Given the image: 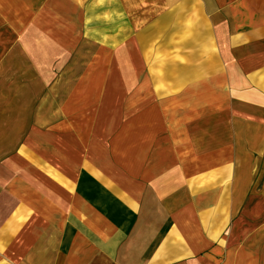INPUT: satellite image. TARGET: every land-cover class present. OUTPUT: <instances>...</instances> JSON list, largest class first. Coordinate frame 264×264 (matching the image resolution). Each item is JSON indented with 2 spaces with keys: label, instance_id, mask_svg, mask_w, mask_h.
Wrapping results in <instances>:
<instances>
[{
  "label": "rangeland",
  "instance_id": "374dc122",
  "mask_svg": "<svg viewBox=\"0 0 264 264\" xmlns=\"http://www.w3.org/2000/svg\"><path fill=\"white\" fill-rule=\"evenodd\" d=\"M4 63L13 105L27 104L12 113L22 126L13 125L11 203L27 218L29 248L39 218L17 183L25 167L35 186L37 145L71 142L80 154L83 137V167L96 165L100 143L113 168H131L135 149L157 168L178 163L164 151L203 168L216 154L231 184L248 183L244 199L264 194V0H0ZM123 135L136 143H118ZM114 146L123 159H112ZM75 230L70 246H89Z\"/></svg>",
  "mask_w": 264,
  "mask_h": 264
},
{
  "label": "crops",
  "instance_id": "0c3cea01",
  "mask_svg": "<svg viewBox=\"0 0 264 264\" xmlns=\"http://www.w3.org/2000/svg\"><path fill=\"white\" fill-rule=\"evenodd\" d=\"M23 110L26 101L12 103L11 72L4 63L0 66V264H264V194L244 199L248 183L231 184V166L212 162L220 156L215 154L205 168L188 167L180 151H164L160 154H169L178 163L157 168L151 167L149 152L132 149L131 168H113L104 157L105 144L100 143L96 165L83 167L84 148L79 144L83 137L75 139L80 154L71 152V142H53L54 149L46 153L43 145H37L35 186L25 178L26 168H20L17 191L21 199L34 203L39 218L35 247L29 248L27 218L12 216L11 203L13 125L18 126L12 113ZM56 133L62 138L70 135ZM131 141L136 143L124 136L118 143ZM55 150L69 155V166L57 160ZM112 153L113 160L124 158L123 150L115 146ZM151 156L157 160L155 153ZM144 159L148 166L140 163ZM46 160H51V167L45 166ZM77 225L84 234L77 233L78 237L85 236L89 246H70ZM63 241L68 246H61Z\"/></svg>",
  "mask_w": 264,
  "mask_h": 264
}]
</instances>
